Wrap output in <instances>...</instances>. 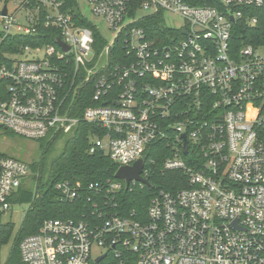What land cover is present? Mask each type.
<instances>
[{
    "label": "built area",
    "instance_id": "obj_1",
    "mask_svg": "<svg viewBox=\"0 0 264 264\" xmlns=\"http://www.w3.org/2000/svg\"><path fill=\"white\" fill-rule=\"evenodd\" d=\"M218 1L86 0L89 16L58 0H0V45L30 41L0 59V127L52 140L83 120L104 131L90 152L104 150L118 169L145 158L149 181L147 150L161 141L164 170L189 177L145 214L115 211L116 194L142 181L58 182L63 200L87 199L93 214L45 220L20 244L26 264H264V0ZM169 14L183 23L153 35L152 20ZM46 35L54 43L40 44ZM85 87L93 104L77 116ZM30 173L0 152L2 219Z\"/></svg>",
    "mask_w": 264,
    "mask_h": 264
},
{
    "label": "trees",
    "instance_id": "obj_2",
    "mask_svg": "<svg viewBox=\"0 0 264 264\" xmlns=\"http://www.w3.org/2000/svg\"><path fill=\"white\" fill-rule=\"evenodd\" d=\"M9 2L10 0H4ZM63 3V9L75 14H79L78 0H58ZM192 4L218 5V0H191ZM159 18L152 20L155 27L149 25L152 34L164 35L168 29L159 24ZM89 25L87 21H84ZM157 30V31H156ZM51 29L47 33H51ZM177 31L174 34L177 35ZM42 43H54L55 37L49 38ZM98 41L101 42L99 33L96 32ZM30 41L23 37H9L0 45V59L7 51H17L19 46L27 44ZM83 89L82 96L77 102L75 114L82 116L84 110L93 100L91 93ZM97 134L102 136L104 131L98 125L86 121L80 123L66 135V140L61 153L54 159L49 160L48 153L57 138L62 135L53 137L44 143L41 147L42 154L38 161L30 162L32 179L37 183V191L26 188L23 184L17 193L12 197V206L17 203L29 202L30 207L23 219L21 226L15 231L14 223L11 220H4L0 217V264H26L23 261L20 244L22 240L30 235L36 234L42 224L47 219H82L90 217L93 214L92 202L87 199H77L65 201L56 188V184L61 181H69L72 184L80 183L82 188L87 187L90 183L102 184L109 179H115V174L119 165L113 161L109 154L102 149H97L94 153L90 152L91 135ZM164 149V150H162ZM165 149L167 145L164 142L157 141L151 144L147 150L148 160H154L150 163L152 170L148 176L149 184L143 187L136 186L133 189L126 188L116 194L115 201L118 203L115 211L119 213L137 212L145 214L149 207L151 199L162 189L176 192L180 188L187 187L189 177L181 170L166 172L164 170ZM162 150V151H161ZM36 189V188H35ZM102 203V202H101ZM12 242L11 249L7 260L2 263V248Z\"/></svg>",
    "mask_w": 264,
    "mask_h": 264
},
{
    "label": "rangeland",
    "instance_id": "obj_3",
    "mask_svg": "<svg viewBox=\"0 0 264 264\" xmlns=\"http://www.w3.org/2000/svg\"><path fill=\"white\" fill-rule=\"evenodd\" d=\"M79 4L81 9L85 12V14L92 16L91 11L89 9V5L86 2V0H79ZM157 20L158 23L161 25H165L168 23V24H173L174 26H178L183 23V19L177 14L174 15L169 14L167 19L159 18ZM93 21L99 25L101 31L103 32V36L107 39V41L109 42L112 41L114 38V32H111L107 28L106 24L98 17H94ZM61 135L62 136H60L59 138H57V140L54 141L52 145V149L48 153L49 160L56 158L61 153L62 148L64 147L67 134H61ZM49 141L50 140L47 141L45 139L37 140V139L25 138L15 132H12L11 130H7L3 127H0V152L25 160L29 163L38 161L41 158V154H42L41 147L44 145V143ZM36 183L37 182L32 179V171H31L29 176L24 180L23 184H25L26 188H30L32 190L34 189V191L36 192L37 191ZM29 207H30L29 202L14 204L12 210L8 212L4 217V220L6 221L11 220L14 223L15 231H17L18 228L21 226ZM11 245L12 242H10L9 244L5 245L2 248L1 251L2 263H4L9 256ZM102 252H105L104 248L102 247L95 248L96 255Z\"/></svg>",
    "mask_w": 264,
    "mask_h": 264
},
{
    "label": "water",
    "instance_id": "obj_4",
    "mask_svg": "<svg viewBox=\"0 0 264 264\" xmlns=\"http://www.w3.org/2000/svg\"><path fill=\"white\" fill-rule=\"evenodd\" d=\"M7 5H5L3 13H7ZM58 43L65 47V49H68V47L62 42L61 39L57 40ZM185 141H186V135H183ZM185 153H187V143H185ZM145 164V158L140 159L132 166H121L116 174L115 177L118 179H124L127 183H130L132 180H139L146 184H149V181L142 177V172ZM105 255L98 258V261H100L102 258H104Z\"/></svg>",
    "mask_w": 264,
    "mask_h": 264
}]
</instances>
